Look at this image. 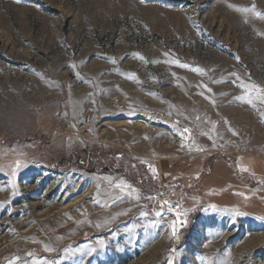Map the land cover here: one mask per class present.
<instances>
[{
	"label": "rangeland",
	"instance_id": "rangeland-1",
	"mask_svg": "<svg viewBox=\"0 0 264 264\" xmlns=\"http://www.w3.org/2000/svg\"><path fill=\"white\" fill-rule=\"evenodd\" d=\"M0 264H264V0H0Z\"/></svg>",
	"mask_w": 264,
	"mask_h": 264
},
{
	"label": "snow or ice",
	"instance_id": "snow-or-ice-1",
	"mask_svg": "<svg viewBox=\"0 0 264 264\" xmlns=\"http://www.w3.org/2000/svg\"><path fill=\"white\" fill-rule=\"evenodd\" d=\"M18 2H19V0H18ZM185 131H188L187 129H185ZM20 167V165H17V168H19ZM243 213H236V215H242ZM146 215V214H145ZM157 215H162L161 213H157ZM184 223L186 224L187 223V221H184ZM172 234H173V236H176V227H175V225L173 224L172 225ZM178 238V237H177Z\"/></svg>",
	"mask_w": 264,
	"mask_h": 264
}]
</instances>
